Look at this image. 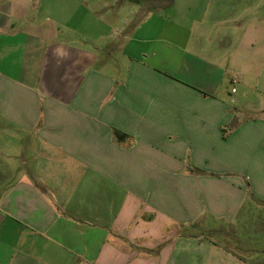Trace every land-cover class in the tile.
<instances>
[{"label": "crops", "instance_id": "1", "mask_svg": "<svg viewBox=\"0 0 264 264\" xmlns=\"http://www.w3.org/2000/svg\"><path fill=\"white\" fill-rule=\"evenodd\" d=\"M145 2L0 0V264H249L199 228L261 187L259 6Z\"/></svg>", "mask_w": 264, "mask_h": 264}, {"label": "rangeland", "instance_id": "2", "mask_svg": "<svg viewBox=\"0 0 264 264\" xmlns=\"http://www.w3.org/2000/svg\"><path fill=\"white\" fill-rule=\"evenodd\" d=\"M105 1L113 2V0ZM143 1H146L145 3H147L150 0ZM167 1H169L170 8L169 11H167L169 16H176L177 12L174 10V7H177V4L179 5L178 9L182 8L184 11H186V9L191 5L189 0H177L176 3L175 1L172 2L173 0ZM224 1L229 4L228 11L226 13V16L228 15L229 18H231V16L235 14V11H237V9H241V3L244 1V6L247 5L249 7L251 4L259 6V8L257 9L252 8L251 10L247 11V21L259 20V18H262V20H264V0H198V2L192 5L190 8L193 11L194 15L199 16L204 12V9L208 4L210 6V3L213 4V7L211 8H224ZM152 2L154 3V1ZM131 4L132 2L128 4L129 7H132ZM144 12V10H139V12L135 14L136 20H138V18L142 16ZM238 22L244 23L245 18H240L237 23ZM245 78V83L247 85L245 86V89L244 86L239 83V81L236 82L237 80H235L236 84H234V86L238 90L240 98L236 97L233 94V105L241 108V105H254L259 101L260 103H264V72L257 75L247 73ZM244 91L246 93L245 95L243 93ZM262 111L264 112V109ZM262 111L259 114H262ZM255 152H259V150L256 149ZM258 156L259 153L255 155L252 152H249L246 158L247 161H253V159H255V157L257 158ZM259 162V159H255L253 161V164L257 167L254 180L257 179L261 185L259 194L253 192L258 197L255 198L254 194H250V197L245 202L244 207L242 208V212H240V216L238 217V219L233 221V223H229L224 219L214 220L211 219V217L207 218L206 216H204L200 220L201 225L199 228V232L201 234L205 235L211 240H215L217 242L225 244V247L227 246L232 248L234 252L239 254V256L247 259L249 264H264V167L260 166ZM250 174L252 173L250 172ZM251 248H255V250Z\"/></svg>", "mask_w": 264, "mask_h": 264}, {"label": "trees", "instance_id": "3", "mask_svg": "<svg viewBox=\"0 0 264 264\" xmlns=\"http://www.w3.org/2000/svg\"><path fill=\"white\" fill-rule=\"evenodd\" d=\"M230 129H231L230 126L223 127V131L225 133L228 132V130H230ZM113 134H114V136H115L116 139L122 138L124 136H127V134L123 133L122 131H119L118 129H114L113 130Z\"/></svg>", "mask_w": 264, "mask_h": 264}]
</instances>
